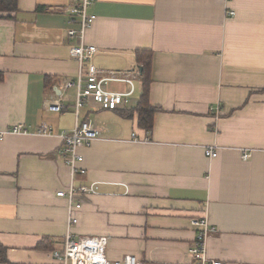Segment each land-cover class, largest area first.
Instances as JSON below:
<instances>
[{"label":"crops","instance_id":"0c3cea01","mask_svg":"<svg viewBox=\"0 0 264 264\" xmlns=\"http://www.w3.org/2000/svg\"><path fill=\"white\" fill-rule=\"evenodd\" d=\"M80 1L16 0L0 10V131H31L0 137V264H57L68 231V200L57 193L70 184H96L80 196L71 231L106 237L110 260L198 264L192 218L206 216L212 260L264 264V0H95L85 41L98 49L83 69L139 74L126 104L89 100L77 117L65 83L80 70L70 54L79 39L68 35L80 22L66 9ZM139 52L151 54L150 129L137 111ZM56 101L67 110H50ZM87 119L101 136L80 149L85 171L73 173L61 138L34 131L45 122L59 134ZM214 144L209 158L204 146Z\"/></svg>","mask_w":264,"mask_h":264},{"label":"built area","instance_id":"2783aa9c","mask_svg":"<svg viewBox=\"0 0 264 264\" xmlns=\"http://www.w3.org/2000/svg\"><path fill=\"white\" fill-rule=\"evenodd\" d=\"M95 0H81L80 3L66 9L70 13L79 18L80 26L78 29H70L68 35L72 38H78L79 43L73 45L70 49V54L80 63V70L76 79H70L65 83L67 88H75L74 112L76 116L83 107L86 106L89 100H93L103 109H116L122 104L129 101V96L133 93V77H136L138 72H127L125 74L115 73L111 76H103L104 71L99 70L93 64H90L87 71L83 69L84 61L90 60L93 54L97 51L95 45L88 44L85 41L87 31L92 27L96 16L90 14L89 6ZM231 13H235L234 11ZM82 67V68H81ZM111 74V72L109 73ZM127 82L132 85V89L128 92H115L107 89L109 82ZM49 109L56 112L67 110L66 105L61 101L52 102ZM31 131L23 124H16L7 130L0 131V137L6 134H28ZM35 134L42 136L57 135L62 140V156L66 165H68L73 173L80 170L85 171L80 165L84 161V156L80 153V149L89 147L91 144L100 138V130L91 122V120L76 121L71 130L62 131L56 134L53 127L45 122L41 123L34 131ZM134 139L135 133H133ZM205 155L209 158L218 156V146H204ZM251 149L242 150V158L247 160L251 157ZM96 184L91 187L81 186L76 187L70 184L67 190H61L57 193L60 197H66L68 200V231L65 237V245L62 251H55L54 257L57 264H147L139 260L135 255H126L122 260H110L107 257L106 250L108 240L103 236H75L71 229L78 222L76 211L82 207L79 198L82 195L94 193L97 191ZM192 225L197 228V240L189 249V253L197 261L198 264H223L222 261L212 260L207 251V238L211 233L215 232L209 219L206 216L193 217Z\"/></svg>","mask_w":264,"mask_h":264},{"label":"trees","instance_id":"16d2710c","mask_svg":"<svg viewBox=\"0 0 264 264\" xmlns=\"http://www.w3.org/2000/svg\"><path fill=\"white\" fill-rule=\"evenodd\" d=\"M16 8V0H0V10H13ZM141 53H138V60L140 61V67L142 68L143 77V94L141 101L137 107L139 113V123L142 127L150 129L152 126V115L156 111L149 103L148 99V89L150 83V63L151 54L144 61L141 58Z\"/></svg>","mask_w":264,"mask_h":264}]
</instances>
